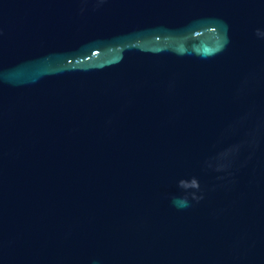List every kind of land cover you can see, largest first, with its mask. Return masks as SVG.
<instances>
[{"label":"water","instance_id":"water-1","mask_svg":"<svg viewBox=\"0 0 264 264\" xmlns=\"http://www.w3.org/2000/svg\"><path fill=\"white\" fill-rule=\"evenodd\" d=\"M0 264H264V0H0Z\"/></svg>","mask_w":264,"mask_h":264},{"label":"clouds","instance_id":"clouds-1","mask_svg":"<svg viewBox=\"0 0 264 264\" xmlns=\"http://www.w3.org/2000/svg\"><path fill=\"white\" fill-rule=\"evenodd\" d=\"M176 203H177L178 206H180V207H187V206H188V202H187L186 199L178 200V201H176Z\"/></svg>","mask_w":264,"mask_h":264}]
</instances>
